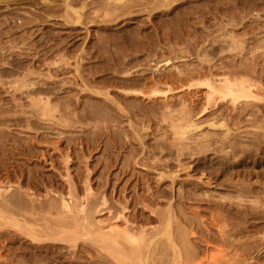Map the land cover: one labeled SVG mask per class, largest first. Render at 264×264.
I'll return each instance as SVG.
<instances>
[{"label":"rangeland","instance_id":"rangeland-1","mask_svg":"<svg viewBox=\"0 0 264 264\" xmlns=\"http://www.w3.org/2000/svg\"><path fill=\"white\" fill-rule=\"evenodd\" d=\"M98 1L103 2L68 0V7L65 0H0V67L9 71L8 73L0 69V83L2 82L0 100L4 98L5 101V104L3 100L0 101V190H3L6 195V199H2L3 193L0 191V264H174L178 260L182 262L178 261L175 264H196L197 262L199 264L203 260L205 262L204 256L208 259L212 254V257H215L213 264H264V0H258L254 9L248 8L252 4L248 0H213L212 2L177 0L172 7L156 8L157 10L154 11L149 10L151 4L147 5L150 0H136L137 6L133 0L128 3L131 5L128 11H117L116 14L112 10L107 12L103 10L105 7ZM74 11L80 13L79 22ZM232 15L235 20L231 19ZM255 24L256 27H253ZM249 27H253L252 30ZM232 35L241 40H232ZM62 48L65 51H62ZM156 49L161 50L159 55L151 52H157ZM48 50L51 51L48 52ZM61 51L64 53L62 54ZM105 51L107 55L104 54ZM148 52L152 55L147 54ZM38 53L43 54L39 56ZM81 53L85 57L83 63L87 71L98 69L100 70L96 74L98 79H108L105 86L95 89L104 93L112 91L111 99L97 95L102 97L111 109V111L107 109L104 111L107 113L103 114V119L100 118L102 113L98 114L100 111L92 105L96 102L89 100L90 95L94 94L88 88L91 85L83 84L77 75L75 63ZM11 55L14 57L12 58ZM15 55L18 58L24 57L20 59L27 64L25 67H28L32 73L36 72L31 74L33 79L40 78L47 72H53L56 66L51 63L54 60L59 62L60 57L66 56L70 64H64L59 68L60 71L55 78L56 87L64 96H68L67 91L74 90L69 94L72 102L70 108L65 109V117L58 112V115L63 116V120L61 117L58 119L56 114L57 121L46 118V121L40 120L38 125L28 124L30 122H28V116H32L28 112L30 110V106L26 103L28 100L21 98L19 92H15L16 96L12 95V88L10 90L9 85L17 77L12 78L14 75H10L12 65L10 66L8 61L16 58ZM129 59L132 60L129 61ZM119 62H125L126 65L117 72L114 66ZM157 66L161 69H157ZM188 66L191 68L189 69ZM155 68L157 71L154 70ZM179 69L185 75L178 76L182 77V81L175 82L176 84L173 85H184L180 90L169 92V94H178L182 90H187L189 84L194 85L197 82L190 89L195 91L197 88L199 91L202 89V92L198 93L199 100L196 98L194 101L195 107L201 105L194 107L193 116L195 120L200 118L198 120L202 121L200 131L209 133L208 139L203 138L200 144H196L197 142L195 143L193 139L188 140L190 148L182 145L186 140L175 135L169 124L180 115L179 99L174 98L178 105L175 101L172 108L173 115H165L164 108L160 104L157 106L158 102L160 103L159 100L156 101V108L152 112L150 107L147 108V102L145 104V101L127 98L133 103L136 101L140 103L141 110L145 107L143 112L139 110L140 106L136 103L130 105L132 102L130 101L129 104L127 99V103L125 99L122 102L125 95L119 96L123 92L118 90L124 88L120 80L122 82L123 77L124 79L128 77L126 70L132 71L130 73L132 77L145 73L147 76L155 74L158 78L161 74L169 72L177 76L176 70ZM194 69L209 73L207 76L218 82L226 77L225 75L235 74L238 71L236 75L240 73L239 79L252 78V81L258 84L259 97L250 98L247 102L248 98H240L238 101L242 102L237 101L238 103L234 105L229 99H226L228 102L219 99L216 104L209 105L211 107L199 113L205 104L204 95H206L207 87H197L201 79L195 78L193 81L186 76L189 70ZM144 70L146 71L143 72ZM186 71L187 74L184 73ZM39 73L42 74L39 75ZM20 74L23 75L21 72ZM114 79L119 82H109ZM163 86L164 84H159L161 90L168 88L166 85ZM17 99L20 102H17L19 101ZM77 99L84 102L79 103ZM128 104L129 107H127ZM137 105L138 108H136ZM67 109H72L69 111L70 116H74L71 120ZM93 109H95L94 113ZM76 110L77 113L82 110L78 117ZM96 110L98 115L94 117ZM88 111L92 112L90 117L86 114ZM117 111L118 113H114ZM117 114H121L122 117ZM146 118L149 119L146 120ZM30 119L38 120L35 116ZM211 120L216 121L217 124L224 120L231 127L230 138L234 137L235 140L239 138L237 143L240 141V146L238 145L235 153L232 148L220 142L221 136H215L220 135L223 127L210 126L208 123ZM43 124L45 127L47 125L46 131L44 126L41 127ZM38 129L42 132L41 135ZM47 130L48 133H45ZM28 131L33 132V135L26 133ZM200 131L191 130L187 136L197 133L195 138ZM59 136L64 137L61 139ZM182 146L184 148H181ZM67 150L68 153H66ZM237 186L241 188V191L239 187L236 188ZM243 186L245 191L248 189L245 193L242 192ZM90 188L91 191H89ZM249 189L253 192L249 193ZM8 193H13L15 196H9ZM86 193L90 195L85 196ZM240 194H245L242 197L245 200L237 199ZM62 195L67 200L72 201L73 198L75 201L85 202L89 212L87 221L90 222L83 221L85 228L78 224V226L74 225L78 222L70 226L73 222H70L72 218L69 216L65 217L63 214V218L60 219L62 216L58 212L50 210L52 212L48 213L49 201L54 199L50 203L56 204L57 201L58 205L63 198ZM7 197L9 200H14L11 202L7 200ZM15 197L22 201H17ZM253 198L257 199V202L248 200ZM2 200L4 202L7 200V206L8 203H12L11 206L5 207L6 202L2 203ZM92 201L94 204L91 206ZM22 205L26 206L24 207L26 212ZM33 205L35 208H31L34 207ZM28 206L30 210L27 209ZM15 207L17 209L20 207L21 212H24L20 213ZM60 208L62 209V206ZM193 211H197V214L196 212L193 214ZM6 213L14 216L13 219H17L20 224L25 223L26 230L28 232L32 230L31 233L55 231L57 234L65 232L75 236L85 232L84 229H86L90 231L94 239L81 236L75 244L51 240H42L38 243L37 240H32L14 227L4 228L2 224L5 220L2 217L7 216ZM198 213L199 216H197ZM109 223L130 225L134 232L137 231V235L143 236L140 246L143 249V262L132 258L130 252L133 250L126 242L121 243L123 250L127 252L123 255L126 263L118 261V258L111 254V249L103 245L104 242L96 236L97 225L107 226ZM168 227H170L171 237L173 236L172 241L167 240L168 235L165 230ZM219 227H222L223 231ZM184 233L187 234L186 237ZM183 238L191 245L183 241L184 244ZM36 243L43 247H34L33 244ZM146 244L149 245L146 247ZM186 244L189 246L185 248ZM160 247L163 248L162 251ZM188 247L192 250L190 251ZM31 252L33 257H30ZM197 253L198 255H194ZM120 257L122 258V255Z\"/></svg>","mask_w":264,"mask_h":264},{"label":"bare ground","instance_id":"bare-ground-1","mask_svg":"<svg viewBox=\"0 0 264 264\" xmlns=\"http://www.w3.org/2000/svg\"><path fill=\"white\" fill-rule=\"evenodd\" d=\"M44 1H48V0H44ZM100 1H103L102 3H99V1H98V3L99 4H103V7H105V9H103V10H105L106 12L107 11H109V10H112V12H116L117 13V11H120V12H123V11H128V9H130V7H131V5L130 4H128V3H130L131 1L133 2V0H100ZM130 1V2H129ZM138 1V0H137ZM141 1V0H140ZM175 1H177V0H150V1H148L147 2V5H149V4H151V7L149 8V10H151V11H154L156 8H163V7H165V8H168V7H172L173 6V4H174V2ZM179 1V0H178ZM213 0H204V2H212ZM252 2V4L250 5V7H248L249 9H254V6L256 5V2L258 1V0H248V2ZM254 1H255V3H254ZM260 1H262V0H260ZM65 3H67V6L69 7V4H68V0H65ZM95 3V2H94ZM158 3V4H157ZM176 3V2H175ZM235 3H237V2H235ZM134 4H135V6H137V3H136V0H134ZM201 4V3H200ZM227 4V3H226ZM101 5L99 6L100 8H101ZM217 6H218V4H216ZM54 6V5H53ZM153 6H154V8H153ZM263 6H264V4H263ZM145 7H147V6H145ZM176 7H178V5H176ZM228 7V6H227ZM53 8V7H52ZM56 8H57V6H56ZM83 8V7H82ZM99 8V9H100ZM174 8V7H173ZM229 8V7H228ZM66 9V8H65ZM145 9H147V8H145ZM170 9V8H169ZM248 9V10H249ZM157 10V9H156ZM68 11V10H67ZM264 11V10H263ZM76 14H77V22H79V19H80V13L79 12H77V11H74ZM111 12V11H110ZM136 12H138V11H136ZM109 13V12H108ZM108 13H106V14H108ZM115 13V14H116ZM134 13V12H133ZM169 13V12H168ZM258 13H260V12H258ZM163 14V13H162ZM109 15V14H108ZM111 15V14H110ZM237 15V14H236ZM239 15V14H238ZM246 15V14H245ZM244 15V16H245ZM73 16V15H72ZM113 16H114V14H113ZM156 16V15H155ZM247 16V15H246ZM110 17V16H109ZM112 17V16H111ZM100 18V17H99ZM104 18H107L106 16H104ZM260 17H258V19H259ZM71 19H73V18H71ZM71 19H69V20H71ZM129 19V18H128ZM231 19H233V20H235V17L232 15V17H231ZM251 19H254V18H251ZM257 18H256V20H258ZM261 19V18H260ZM255 20V19H254ZM28 21V20H27ZM30 21V20H29ZM181 21V20H180ZM248 21V20H247ZM260 21V20H259ZM73 22V21H72ZM122 22V21H121ZM145 22V21H144ZM233 22V21H232ZM236 22V21H235ZM256 22V21H255ZM134 23V22H133ZM243 23H245V22H243ZM254 23V22H253ZM250 24V23H249ZM249 24H247V25H249ZM252 24V23H251ZM260 24H261V22H260ZM171 26V25H170ZM252 26V25H251ZM253 27H256V24L253 26ZM252 27V28H253ZM250 28V27H249ZM252 28H250L251 30H252ZM141 29V28H140ZM174 29V28H173ZM248 31H249V29H248ZM132 33V32H131ZM131 35V34H130ZM146 35V34H145ZM55 38V37H54ZM54 40V39H53ZM232 40H241L240 38H238L237 36H235V35H232ZM23 41H25V40H23ZM46 42V41H45ZM51 42V41H50ZM65 41H63V43H64ZM25 43H26V41H25ZM24 43V44H25ZM28 44V43H27ZM113 44V43H112ZM120 44V43H119ZM119 44H118V46H119ZM54 45V44H53ZM99 45H101V44H99ZM114 45V44H113ZM113 45H112V47H113ZM58 46V45H57ZM117 45H115V47H116ZM174 46V45H173ZM100 47V46H99ZM102 47V46H101ZM111 47V48H112ZM8 48V47H7ZM29 48V47H28ZM48 48V47H47ZM168 48H169V46H168ZM31 49V48H30ZM33 49V48H32ZM46 49V48H45ZM64 49L62 48V51H63ZM71 50V49H70ZM114 50V49H113ZM153 50V49H152ZM155 50V49H154ZM167 50V49H166ZM176 50V49H175ZM6 51H7V49H6ZM49 51H51V50H48V52ZM61 51V52H62ZM65 51V50H64ZM156 51H157V49H156ZM41 52H43V50H41ZM48 52H46V53H48ZM59 52V55H60V51H58ZM151 52H154L153 54H155L156 53V55L158 54L159 55V53L161 52V50H159V51H157V52H155V51H151ZM182 52V51H181ZM44 53V52H43ZM42 53V54H43ZM64 52H62V54H63ZM68 53V52H67ZM74 53V52H73ZM83 53V52H82ZM80 54L78 57H77V60H76V70H77V75H78V77H80L81 78V81L83 82V84H85V85H91V87L90 86H88V88H90L91 89V91H93V93L94 94H96V95H94V94H92V95H90V101H94V102H96V104L94 105V104H92L93 105V107L94 106H96L97 108V110L98 111H100L99 113H98V111L97 112H95V115L93 114V116L95 117L96 115H98V114H101L100 115V118H102L103 119V114H106L107 113V111H106V113H104V111L107 109V110H110L111 111V109H109V106L107 105V104H105L106 103V101L102 98V97H100V96H97V95H102V96H105V97H107V98H112V95H110V93L112 92H109V91H107L106 93H104L103 91H99V89H101V88H99V87H101V86H105L107 83H108V81H106V80H108L107 78H102V79H98V76H96V74L100 71V70H98V69H96L95 71H87V67L85 68V66H84V64L85 63H83L84 62V60H85V57L83 56V54ZM106 53V51L104 52V54ZM120 53H121V51H120ZM146 53V52H145ZM174 53V52H173ZM176 53V52H175ZM178 53V52H177ZM3 54V53H2ZM1 54V55H2ZM36 54V53H35ZM41 54V55H42ZM62 54H61V56H62ZM87 54V53H86ZM126 54H128V53H126ZM147 54H150V56L152 55L151 53H147ZM170 54H172V53H170ZM180 54V53H179ZM14 55V54H13ZM13 55H11V57L13 58L14 56ZM32 55V54H31ZM34 55V54H33ZM37 55H39V56H41L39 53L37 54ZM45 55V54H44ZM53 55V54H52ZM52 55H50L51 57H52ZM55 55V54H54ZM53 55V56H54ZM58 55V56H59ZM105 55H107V54H105ZM181 55V54H180ZM65 56V55H64ZM130 56V55H129ZM150 56H149V58H150ZM162 56V55H161ZM160 56V57H161ZM15 57L16 58H14V59H12V60H8V61H10V66L12 67V68H10V75H14L12 78H14L15 76H17L15 79H10V83H9V85H10V90H11V88H12V90H11V92H12V95H14V96H16V93L15 92H19V94L21 95H19L21 98H26L27 100H28V102H26V100H25V102L26 103H28V105L30 106V110L28 111V112H30V114L34 117H36L38 120H33V119H30L32 116H28V117H26V119L28 118V124H35V125H38L39 123H40V120L42 121H46V118L48 119V120H52L53 121V119L54 120H56L57 119V116H56V114L58 115V112L59 113H62L61 115H64V117H65V112H66V108H70V104H71V102H72V99H71V96L69 95V94H71L70 92H73V91H70V89H68L70 92H68L67 91V94H68V96H64V94H62L61 92H60V89L58 88V87H56V74H58L57 72L58 71H60V69L59 68H61L62 66H64V64H70V62L68 61V59L66 58V56L64 57V58H61L60 56V60H59V62H58V60H54L53 61V63H51L52 65H55L56 66V68L54 69V68H52V69H54V73L53 72H47V71H45V72H47L46 74H44L43 76H41L40 78H35L34 77V79H33V77L31 76V74H36V72L35 71H33V73L31 72V70L28 68V67H25V66H27V64L24 62V61H21V59L20 58H22V57H20V58H18L16 55H15ZM28 57V56H27ZM26 57V58H27ZM31 57V56H30ZM33 57V56H32ZM46 57V56H45ZM48 57V56H47ZM57 57V56H56ZM136 57V56H135ZM154 58H155V56H153ZM9 58V57H8ZM24 58V57H23ZM22 58V59H23ZM35 58V57H34ZM36 58H37V56H36ZM39 58V57H38ZM41 59H42V57H40ZM54 58V57H53ZM1 59V58H0ZM7 59V58H6ZM20 59V60H19ZM50 59V58H49ZM52 59V58H51ZM55 59V58H54ZM56 59H58V57L56 58ZM71 59V58H70ZM137 59V58H136ZM151 59V58H150ZM25 60V59H24ZM43 60V59H42ZM71 60H73V58L71 59ZM70 60V61H71ZM117 60V59H116ZM128 60V59H127ZM130 60H132V59H129V61ZM169 60V59H168ZM30 62V61H29ZM44 62H45V60H44ZM133 62V61H132ZM169 62V61H168ZM36 63V62H35ZM38 63H40V62H38ZM47 63V62H46ZM49 63V62H48ZM130 63V62H129ZM128 63V64H129ZM9 64V63H8ZM104 64V63H103ZM105 64H107L106 62H105ZM131 64V63H130ZM138 64V63H137ZM145 64H147V62L145 63ZM155 64H157V62L155 63ZM160 63H158V65H159ZM168 64V63H167ZM36 65V64H35ZM40 65H41V63H40ZM45 65V64H44ZM43 65V66H44ZM49 65V64H48ZM126 65V63L125 62H119L118 64L117 63H115V68H116V71L118 70H120L121 68H123L122 66H125ZM139 65V64H138ZM166 65V64H165ZM131 66V65H130ZM160 66V65H159ZM159 66H157V69L159 68ZM163 66V65H162ZM238 66V65H237ZM3 67H5V66H3ZM129 67V66H128ZM127 67V68H128ZM189 67V66H188ZM242 68L244 67L245 68V66H241ZM2 67H0V69H1ZM9 68V67H8ZM41 68V67H40ZM39 68V69H40ZM179 68V67H178ZM187 68V67H186ZM185 68V69H186ZM191 67H189V69H190ZM242 68H239V69H242ZM4 69V68H3ZM3 69H1L2 71H3ZM63 69V68H62ZM102 69H104L103 67H102ZM157 69L155 68L154 70L155 71H157ZM159 69H161V68H159ZM184 69V70H185ZM193 69V68H192ZM195 69H197V68H195ZM189 70L188 71V73L189 74H187V71L186 72H184V73H186L187 75V77H190V78H192L193 79V81H194V79L196 78V79H201L200 80V82H198L199 84L197 85V87H199V86H204V87H207V91H206V95H204L205 96V98H206V100H204L205 102V104H204V106H203V108H202V110H200L199 111V113H201V111H204V110H206V109H208L209 107H211L212 105L211 104H216V102L219 100V99H223V100H226V99H229L232 103H233V105L240 99V98H243V99H245V98H248V99H246V102L251 98V99H255V98H258L259 96H258V93H257V91H259L260 90V88L258 87V84L254 81H252V78H245V79H239L238 78V76L240 75V73H239V75H236V73L238 72H236L235 74H231V75H225L226 77H224L223 79H220V81L218 82L216 79L214 80V78H212V77H209V75L207 76V74H209V73H207L206 74V72L205 73H202V72H200V70ZM0 70V71H1ZM7 71V69H4V71ZM25 70V71H24ZM42 70V69H41ZM48 70H49V66H48ZM104 70H106V69H104ZM186 70H188V69H186ZM238 70V69H237ZM5 71V72H6ZM87 71V72H86ZM111 71V70H110ZM117 71V72H118ZM146 70H144L143 72H145ZM176 71H178V74L177 73H175V74H177V76H174L173 74L174 73H171V72H169V73H165V74H161V73H157V74H161L158 78H156V75L154 74L153 76L152 75H150V76H147L145 73H142L141 75L139 74L137 77H132V75L130 74V73H132V71H125L126 73H127V75H128V77H126L125 79H124V77H123V79H122V82H121V80H120V83H121V85H122V87H124L123 89L122 88H120V89H118L119 91L121 90L122 92H123V94H120L119 96H124L125 98H123L122 99V102L124 101V99H125V101H126V99L128 98H130L131 100H139L140 102H144L145 101V104H147L146 106H147V108L148 107H150L149 109H150V111H154V109L156 108L155 106H156V101H160V103L158 102V105L157 106H159V104L161 105V107H163L164 108V113H165V115H173V111H174V109H172L174 106V102L175 103H177V100H178V102H179V104L180 105H178V103H177V105L178 106H180V110H179V116L176 118V119H173L172 120V122L171 123H169L170 124V127L173 129V131H174V134L175 135H177V136H179L181 139H184V140H186L182 145L183 146H185V147H187V148H190V147H188V146H190L189 144H188V140L189 141H191L190 139H193V141H195V143L196 144H200L203 140V138H207L208 136H209V133H204V132H201L200 130H201V127H202V121L200 122L198 119H200V118H198L197 120H195L194 119V116H193V112H195L194 111V107H195V105H194V103L196 104V102H194L195 100H196V98L197 97H199L198 96V93L200 92H202V89H201V91H199L198 90V88H197V91H195V90H193V89H190L191 88V86H194L195 84H197V82L193 85V84H189V88L187 89V90H182L180 93H176V94H169V92H173V91H175V90H180V88L181 87H183V85L184 84H181V86H174L173 84L176 82V83H179L180 81H182V77H178V76H182V74H183V71L181 70V69H179V70H176ZM241 71V70H240ZM251 71V70H250ZM255 70H253V72H254ZM8 73H9V71H7ZM20 72L21 73H23V75L21 76V74H20ZM44 72V73H45ZM67 72H69V71H67ZM76 72V71H75ZM159 72V71H158ZM195 72H197V73H195ZM252 72V71H251ZM1 73V72H0ZM4 75L3 76H5V73L4 72H2ZM87 73V74H86ZM104 73V72H103ZM125 73V74H126ZM212 73V72H211ZM243 73V72H242ZM248 73V72H247ZM40 74H42V73H39V75ZM134 74H136V73H134ZM213 74V73H212ZM30 75V76H29ZM130 75V76H129ZM183 75H185V74H183ZM8 77H9V74L7 75ZM183 77H185V76H183ZM11 78V77H10ZM190 78H188V80L190 79ZM219 79V78H218ZM68 80V79H67ZM4 81V80H3ZM6 81V80H5ZM111 81H114V82H119V80H117V81H115V79L114 80H110L109 82H111ZM198 81V80H197ZM202 81V82H201ZM63 82V81H62ZM66 82V81H65ZM117 82V83H118ZM2 83V82H1ZM0 83V84H1ZM60 83V82H59ZM100 83L102 84V85H100ZM116 83V84H117ZM175 83V84H176ZM65 84V83H64ZM67 84H68V82H67ZM82 84V83H81ZM159 84L161 85V84H164V86L166 85L167 87H165V88H167L166 90L164 89V90H161L160 88H159ZM59 85V84H58ZM60 85H61V87H62V84L60 83ZM59 85V86H60ZM70 85V84H69ZM68 86V85H67ZM74 86V85H73ZM163 86V87H164ZM66 87V86H65ZM70 87V86H69ZM68 87V88H69ZM99 88V89H97L96 91H95V89L96 88ZM8 88V87H7ZM63 88V87H62ZM200 88V87H199ZM1 89V88H0ZM6 90V89H5ZM8 90V89H7ZM64 90V89H63ZM9 91V90H8ZM7 91V92H8ZM6 92V91H5ZM176 92V91H175ZM13 93H15V94H13ZM63 93H65V91L63 92ZM82 93V92H81ZM115 93V92H114ZM114 93H112L113 95H114ZM11 94V93H10ZM62 94V95H61ZM18 95V94H17ZM86 95V94H85ZM88 95V94H87ZM116 95V94H115ZM114 95V96H115ZM117 96V95H116ZM119 96H118V98H119ZM203 96V95H202ZM1 97V96H0ZM200 97H201V95H200ZM11 98V97H10ZM117 98V99H118ZM174 98H177V100H174ZM203 99H204V97H202ZM201 98V99H202ZM4 99V98H3ZM2 99V100H3ZM84 98H82V100H83ZM86 99V98H85ZM87 99H88V96H87ZM128 99H127V101H128ZM2 100H0V101H2ZM6 100V99H5ZM17 100H19V99H17ZM77 100H79V99H77ZM131 100H129L128 101V103L131 101ZM197 100H199L198 98H197ZM8 101V100H7ZM15 101H16V99H15ZM14 101V102H15ZM127 101L125 102V103H127ZM202 101V100H201ZM227 101V100H226ZM229 101V102H230ZM245 100H243V102H244ZM5 101L3 100V103H4ZM17 102H20V100L19 101H17ZM79 103H82V102H84V101H78ZM86 102H88V100L86 101ZM85 102V103H86ZM132 102V101H131ZM130 102V103H131ZM137 102V101H136ZM135 102V103H136ZM147 102V103H146ZM228 102V101H227ZM238 102H242L241 100L240 101H238ZM237 102V103H238ZM9 103V102H8ZM77 103V102H76ZM93 103V102H92ZM124 103V105H127V104H125ZM129 103V104H130ZM135 103H133L132 102V104H130V105H133V104H135ZM219 103V102H218ZM249 103H251L250 101H249ZM5 104V103H4ZM10 105H11V103H9ZM8 104V105H9ZM15 104H17V103H15ZM20 103H18L17 105H19ZM91 103H89V105H90ZM128 104V106L127 107H129L130 105ZM136 104H138V103H136ZM140 104V103H139ZM138 104V105H139ZM200 104V103H199ZM6 105H7V102H6ZM23 105V104H22ZM138 105H137V107L136 106H134V107H136V108H138ZM201 105V104H200ZM199 105V106H200ZM209 105H211V106H209ZM16 106V105H15ZM23 106H25V105H23ZM81 106V105H80ZM85 106V108H86V104L84 105ZM99 106V107H98ZM140 106V105H139ZM199 106H196L195 108H197V107H199ZM253 106V105H252ZM134 107H131V108H134ZM176 107V106H175ZM219 107H220V105H219ZM254 107H256L255 105H254ZM6 108V107H5ZM19 108H20V106H19ZM73 108V107H72ZM88 108H90V106L88 107ZM135 108V109H136ZM141 106H140V108H139V110H141ZM145 108V107H144ZM144 108H143V110H144ZM1 109V108H0ZM17 109V108H16ZM67 109V110H68ZM149 109H147V110H149ZM158 109H159V107H158ZM176 109V108H175ZM200 109V108H199ZM211 109V108H210ZM209 109V110H210ZM234 109V107L232 108V110ZM70 110H72V109H70ZM70 110H68V112L70 111ZM90 110V109H89ZM94 110L95 109H93V113H94ZM113 111H115L114 109H112ZM131 110V109H130ZM137 110V109H136ZM136 110H134L133 109V111H136ZM143 110H141V111H143ZM162 110V109H161ZM197 110V109H196ZM85 111V110H84ZM133 111H132V114H133ZM145 111V110H144ZM143 111V112H144ZM149 111V112H150ZM167 111V112H166ZM208 111V110H207ZM214 111H216V110H214ZM218 111V110H217ZM24 113H28V112H26V111H23ZM22 112V113H23ZM75 112V111H74ZM78 112H79V110H78ZM86 112V111H85ZM85 112H84V115H89L88 117H90V114L92 113V112H90V111H88V113H86L85 114ZM109 112V111H108ZM143 112H141L143 115H144V113ZM197 112H198V110L196 111V114H197ZM72 113V112H71ZM75 113H77V110H76V112ZM79 113H82V110H81V112H79ZM79 113H77V117H78V114ZM96 113H98V114H96ZM114 113H118V111L117 112H114ZM146 113H148V111L146 112ZM155 113H156V110H155ZM210 113V112H209ZM213 113H215V112H213ZM109 114H111V113H109ZM195 114V113H194ZM216 114V113H215ZM75 115V114H74ZM84 115H82V116H84ZM117 115H119V114H117ZM121 115V114H120ZM119 115V116H120ZM146 115V114H145ZM200 115V114H199ZM212 115V114H211ZM223 115V114H222ZM13 116V115H12ZM18 116H19V114L17 115V118H18ZM66 116L68 117V115L66 114ZM102 116V117H101ZM115 117H116V115H114ZM152 116V115H151ZM150 116V117H151ZM202 116V115H201ZM220 116H221V114H220ZM224 116V115H223ZM15 117V116H14ZM61 117V119L63 120L64 118H62L63 116H60V115H58V119ZM72 117H74L73 115L72 116H70V112H69V118H70V120L72 119ZM79 117H80V115H79ZM98 117V116H97ZM107 117H108V114H107ZM107 117H105L104 116V118H107ZM120 117H122V115L120 116ZM149 117V118H150ZM69 118H67V119H69ZM99 118V117H98ZM149 118H146V120L147 119H149ZM196 118V117H195ZM25 119V120H26ZM60 119V120H61ZM91 119H93V118H91ZM96 118H94V120H95ZM101 119V120H102ZM115 119V118H114ZM113 119V120H114ZM16 120V119H15ZM18 120V119H17ZM20 120V119H19ZM23 120V119H22ZM21 120V121H22ZM47 120V121H48ZM98 120V119H97ZM11 121H14L13 119H11ZM21 121H18L19 122V124L21 123ZM57 121V120H56ZM167 121H169V120H167ZM16 122V121H15ZM15 122H13L14 124H16ZM12 123V122H11ZM10 123V124H11ZM26 123V122H25ZM25 123H23L24 125H25ZM52 123V122H51ZM58 123V122H57ZM61 123V122H60ZM18 124V123H17ZM22 124V123H21ZM63 124V123H62ZM114 124V123H113ZM210 126H212V127H223L222 128V131H220V135H215V136H217V137H219V136H221V138H220V142H222V144H224L225 146H229L230 148H232V151H233V153H235L236 152V148L238 147V145H239V143H240V141H239V143H237L238 142V139L237 140H235V139H231L230 138V132H231V127H229L228 125H227V123L224 121V120H222V121H220V123L219 124H217V122L216 121H213V120H211L209 123H208ZM9 125V124H8ZM27 125V124H26ZM149 125H151V124H149ZM23 126V125H22ZM32 126H34V125H32ZM44 126V124L41 126V127H43ZM55 126V125H54ZM53 126V127H54ZM31 127V126H30ZM39 127V126H38ZM40 127V128H41ZM45 127V126H44ZM46 127H47V125H46ZM46 127L44 128L45 129V131H46ZM51 127V126H50ZM31 128H33V127H31ZM35 128V127H34ZM52 128V127H51ZM50 128V129H51ZM55 128V127H54ZM53 128V129H54ZM102 129H103V127H102ZM30 130V129H29ZM32 130V129H31ZM40 129H38L37 131H39ZM42 130V129H41ZM55 130V129H54ZM191 130H198V131H200V132H198V136L197 137H195L194 138V136H196L197 135V133H195V135H194V133H193V135L192 136H187V133L189 132V131H191ZM23 131V130H22ZM42 131H44V130H42ZM51 131V130H50ZM39 132H41V131H39ZM38 132V133H39ZM56 132V131H55ZM54 132V133H55ZM103 132V131H102ZM26 133H31V131H28V132H26ZM33 133V132H32ZM31 133V134H32ZM45 133H48V130H47V132H45ZM50 133V132H49ZM60 133V132H59ZM200 133V134H199ZM30 134V135H31ZM37 134V133H36ZM35 134V136H37ZM42 134V132L40 133V135ZM44 134V133H43ZM63 134V133H62ZM210 134H211V132H210ZM213 134H215V133H213ZM28 135V134H27ZM33 135V134H32ZM31 135V136H32ZM46 135V134H45ZM232 135V134H231ZM46 136H48V134L46 135ZM214 136V137H215ZM235 136V135H234ZM64 137V136H63ZM63 137L61 138L60 136H59V138H61V139H63ZM217 137H215V138H217ZM197 138V139H196ZM60 139V140H61ZM66 139V138H65ZM198 139H199V141H198ZM208 139V138H207ZM257 139H259V138H257ZM28 140H29V138H28ZM197 140V141H196ZM206 140V139H205ZM213 140H214V138H213ZM213 140H211V141H213ZM216 140H218V139H216ZM30 141V140H29ZM70 141V140H69ZM258 141H261L260 139L258 140ZM100 142V141H99ZM205 142V141H204ZM215 142V141H214ZM62 143V142H61ZM194 143V144H195ZM208 143H209V140H208ZM212 143V142H211ZM257 143V142H256ZM263 143H264V140H263ZM263 143H262V145H263ZM31 144H32V141H31ZM100 144V143H99ZM191 144H193V142L191 143ZM58 145V144H57ZM60 145H62V144H60ZM223 145V146H224ZM59 146V145H58ZM181 147V148H184V147ZM219 147H221L220 145H218ZM240 146V145H239ZM257 146V145H256ZM259 146V145H258ZM33 147V146H32ZM44 147H46V146H44ZM53 148V147H52ZM61 148V147H60ZM178 148H180V147H178ZM41 149V148H40ZM46 149V148H45ZM44 149V150H45ZM54 149V148H53ZM68 149V148H67ZM61 150H63L62 148H61ZM66 151V150H65ZM177 151H178V149H177ZM181 151H184V149H181ZM45 153H47L46 151H44ZM41 153V152H40ZM55 153V152H54ZM66 153H68V150H67V152ZM48 154H49V151H48ZM181 154V153H180ZM183 154V153H182ZM40 155V154H39ZM42 155V154H41ZM49 155H51V154H49ZM54 155V154H53ZM66 155V154H65ZM38 157V156H37ZM36 157V158H37ZM47 157H48V155H47ZM67 158V157H66ZM65 159V158H64ZM68 160V159H67ZM66 160V161H67ZM38 161V160H37ZM48 164V163H47ZM44 166H46V165H44ZM54 166V165H53ZM194 169V168H193ZM7 183V182H6ZM1 186V185H0ZM9 186H10V184H9ZM239 186H241V185H239ZM239 186H237L236 188H238ZM245 187H246V185H244ZM244 186H243V188H242V190H244V191H242L243 193H245V192H247V190L248 189H246V191H245V188H244ZM248 187H249V185H247ZM251 186V185H250ZM242 187V186H241ZM1 188V187H0ZM235 188V187H234ZM240 188V187H239ZM2 189H4V188H2ZM4 190H6V189H4ZM238 190V189H237ZM236 190V191H237ZM1 191V190H0ZM7 191V190H6ZM5 191V192H6ZM18 191V190H17ZM89 191H91V188H90V190ZM88 191V192H89ZM240 191H241V188H240ZM250 191L251 192H253L252 191V189L250 190L249 189V193H250ZM255 191V190H254ZM2 193H3V190L1 191ZM16 192V191H15ZM14 192V194H16ZM239 192V190L237 191V193ZM257 192V191H256ZM69 193H70V191H69ZM68 193V194H69ZM91 193V192H90ZM13 193L12 194H9L8 193V195L10 196V195H14ZM89 194V193H88ZM87 193H86V195L85 196H87L88 195ZM252 194V193H251ZM0 195H1V193H0ZM21 194H19V196H20ZM25 195H27V193L25 194ZM61 195V194H60ZM90 195V194H89ZM88 195V196H89ZM245 194H240L239 195V197L237 198V199H240V200H245V198H242L243 196H244ZM2 196L4 197H2V199H6V195H4V193L2 194ZM15 196V195H14ZM16 196H17V194H16ZM22 196V195H21ZM62 197H63V195H62ZM60 198V197H59ZM248 198V197H247ZM258 198V197H257ZM15 199L17 200L18 198L17 197H15ZM259 199V198H258ZM7 200H9V197H7ZM6 200V201H7ZM14 199H10L9 201H13ZM19 200H21V199H18L17 201H19ZM52 201L54 200V199H51ZM50 200V201H51ZM58 200V199H57ZM61 201H60V203L58 204V205H60V206H58L57 205V201H56V204H54L53 202L52 203H50V201H49V204H48V213H50V212H52V211H50V210H54V211H56V212H58L59 214H60V216H62V217H60V219H62L63 218V214L65 215V217L66 216H69V218H72V219H70L71 221L70 222H73L72 224H70V226H72L74 223H76V222H78V223H76V224H74L75 226H81L82 228H85V226H83V221H87L88 220V215H89V212H88V210H87V208H86V206H85V202H83V201H81V202H78L77 200L75 201V199H73L72 198V201L71 200H67L66 198H61L60 199ZM82 200V199H81ZM249 201L251 200V202H257L256 200L257 199H248ZM3 202L2 203H5L4 202V200H2ZM22 201V200H21ZM20 201V202H21ZM80 201V200H79ZM91 201V200H90ZM260 201V200H259ZM0 202H1V200H0ZM44 202V201H43ZM93 202V201H92ZM16 203V202H15ZM19 203V202H18ZM23 203V202H22ZM45 203V202H44ZM91 203V202H90ZM103 203V202H102ZM6 204V206L5 207H8L9 208V206H11V204H9L8 203V206H7V202L5 203ZM14 204V203H13ZM21 204V203H20ZM23 204H27V203H23ZM94 204V202L93 203H91V206ZM96 204V203H95ZM170 204V203H169ZM14 205H16V204H14ZM40 205H44V204H40ZM257 205H258V203H257ZM263 205V204H262ZM4 206V205H3ZM34 206V205H33ZM62 206V209L60 208ZM90 206V205H89ZM14 207V206H13ZM22 207H23V205H22ZM24 207H26V206H24ZM23 207V209H24V211L26 210V208H24ZM190 207V206H189ZM11 208V207H10ZM20 207H18V209H19ZM31 208H35V206L34 207H31ZM30 208V209H31ZM40 208V207H39ZM93 208V207H92ZM95 208V207H94ZM170 208V207H169ZM259 208V207H258ZM258 208H255V209H258ZM13 209V208H12ZM12 209H10V210H12ZM15 209H17V207H15ZM17 209V210H18ZM22 209V210H23ZM27 209L28 210H30L29 209V206L27 207ZM190 209H192L191 207H190ZM194 209V208H193ZM196 209H198V208H196ZM195 209V210H196ZM14 210V209H13ZM16 210V211H17ZM19 211H20V213H23V212H21V210L19 209ZM191 211V210H190ZM198 211V210H197ZM197 211H195L196 212V214H197ZM200 211V210H199ZM261 211V210H260ZM18 212V211H17ZM26 212V211H25ZM38 212V211H37ZM46 212V211H45ZM194 212V211H193ZM195 212L193 213V214H195ZM28 213V212H27ZM34 213H35V211H34ZM261 213V212H260ZM7 214V213H6ZM57 214V213H56ZM62 214V215H61ZM81 214V215H80ZM192 214V213H191ZM43 215H44V212H43ZM58 215V214H57ZM196 216V215H195ZM197 216H199V213H198V215ZM196 216V217H197ZM13 217L14 216H12L11 214H7V216H5V217H2V218H4V220H5V222H4V224H2V226H4V228H6V227H14V228H16V229H18L19 231H21V232H23V233H25L27 236H29L30 238H32V240H37V242L39 243H41L42 242V240H51V241H54V242H70L71 244H75L76 242H77V240L81 237V236H86L87 238H93L92 237V235H91V233H90V231H87L86 229H84L85 230V232H83V233H81V234H79V235H75V236H72V235H70V234H66L65 232H63V233H61V234H57L55 231L54 232H52V233H49V231H47L48 233H31V232H33L32 230L30 231V232H28L27 230H26V225H24L25 223H23V224H20L19 223V221L17 220V219H13ZM64 217V218H65ZM119 217H121V216H119ZM78 218V219H77ZM172 218V216L170 217V219ZM174 218V217H173ZM80 220H82V222H80ZM201 220V219H200ZM69 222V223H70ZM80 222V223H79ZM87 222H89V221H87ZM22 223V222H21ZM90 223V222H89ZM172 223V222H171ZM78 224V225H77ZM92 226H93V224H91ZM171 225V224H170ZM29 226V225H28ZM96 226V225H95ZM98 226V229H97V237L102 241V242H104L103 243V245L105 244L107 247H109L111 250V254H113V255H115L118 259V261H120V262H124V263H126L125 261H124V257H123V255L124 254H127V252L126 251H124L123 250V244H121L122 242H126L127 244H129L130 245V247H131V250H133L132 252H130V254L132 255V258L133 259H135L136 261L138 260V262L139 261H141V262H143L144 261V259H143V257H142V248L140 247L141 246V242L143 241V236L142 235H137L136 234V232H134V230L133 229H131L130 228V225L129 226H127V225H125V226H123V225H120V224H118V223H109V225H97ZM171 227V226H170ZM170 227H168V228H166V230H165V233L168 235L167 236V240L169 241H172V237H171V231H170ZM97 228V227H96ZM220 228V230L221 231H223V229H222V227H219ZM247 228H249V226L247 227ZM246 228V229H247ZM10 229V228H9ZM135 229H136V227H135ZM137 230H138V228H137ZM142 230V229H141ZM77 231V230H76ZM62 232V231H61ZM184 232V231H183ZM146 233V232H145ZM179 233V232H178ZM193 233H195V232H193ZM192 233V234H193ZM226 233V232H225ZM24 234V235H25ZM154 235V234H153ZM185 235H187L186 233H184V236ZM225 235V234H224ZM144 236H145V234H144ZM182 237H184L183 235H181ZM186 237V236H185ZM184 237V238H185ZM29 238V239H30ZM150 238V237H149ZM183 238V239H184ZM224 238V237H223ZM94 239V238H93ZM179 240L181 239V238H178ZM182 239V242L184 241H186L187 240V238H185L184 240ZM210 239V238H209ZM209 239H207V240H209ZM31 240V239H30ZM209 241H211V240H209ZM208 241V242H209ZM248 241V240H247ZM178 242H180V241H178ZM183 242V243H184ZM38 243H36V244H33L34 245V247H36V248H42L43 246L41 245V244H38ZM182 243V244H183ZM185 243H188V242H185ZM184 243V244H185ZM206 243H207V241H206ZM211 243V242H210ZM248 243H249V241H248ZM160 244V243H159ZM171 244V243H170ZM189 244V243H188ZM186 244L185 245V248L187 247V246H189V245H191V244ZM242 244H245V243H242ZM250 244V243H249ZM149 244H146V247L148 246ZM246 245H248V244H246ZM184 246V245H183ZM171 247V246H170ZM27 248V247H26ZM168 248V247H167ZM188 248H190V247H188ZM188 248H187V251H188ZM205 248H207V247H205ZM106 249V248H105ZM162 247H160V250L162 251ZM219 249H221V248H219ZM250 248H248V250H249ZM172 250V249H171ZM192 249L190 248V251H191ZM218 250V249H217ZM222 250V249H221ZM224 250V249H223ZM25 251V250H24ZM107 251H108V249H107ZM109 251V252H110ZM173 251V250H172ZM189 251V252H190ZM245 251H247L246 250V248H245ZM23 252V251H22ZM27 252V251H26ZM35 252V251H34ZM249 252H250V250H249ZM36 253H38L37 251H36ZM174 253V252H173ZM219 253V252H218ZM247 253V252H246ZM35 254V253H34ZM41 254V253H40ZM39 254V255H40ZM187 254H188V252H187ZM247 254H249V253H247ZM20 255V254H19ZM24 256L23 257H25V254H23ZM29 255V254H28ZM37 255V254H36ZM120 255H122V258L120 257ZM174 255V254H173ZM194 255H198V253L197 254H194ZM0 256H1V254H0ZM35 256V255H34ZM145 256H146V254H145ZM188 256H190V255H188ZM213 256V254L211 255V258H206V256H204L205 258V262H203L201 259V261L202 262H200L199 264H213V262H214V258L215 257H212ZM30 257H33V252H31V256ZM37 257V256H36ZM36 257H34V258H36ZM115 257V258H116ZM207 257H208V255H207ZM209 257H210V255H209ZM2 258V257H1ZM26 258V257H25ZM29 258V257H28ZM173 259H174V257H173ZM185 259V258H184ZM187 259V258H186ZM207 259V260H206ZM24 260V259H23ZM30 260V259H29ZM31 260H33V258L31 259ZM36 260H37V258H36ZM35 260V261H36ZM154 260V259H153ZM178 260V259H177ZM224 260V259H223ZM229 261V259H226V261ZM38 261V260H37ZM40 261V260H39ZM179 262L181 261V260H178ZM178 261H176V262H178ZM183 261H185V260H183ZM175 262V263H176ZM182 262V261H181ZM186 262V261H185ZM224 262H225V260H224ZM174 263V264H175ZM198 263V262H197ZM196 263V264H197Z\"/></svg>","mask_w":264,"mask_h":264}]
</instances>
